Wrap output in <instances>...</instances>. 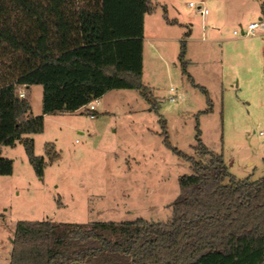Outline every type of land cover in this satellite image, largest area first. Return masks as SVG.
Instances as JSON below:
<instances>
[{
	"label": "rangeland",
	"instance_id": "374dc122",
	"mask_svg": "<svg viewBox=\"0 0 264 264\" xmlns=\"http://www.w3.org/2000/svg\"><path fill=\"white\" fill-rule=\"evenodd\" d=\"M151 1L156 10L145 17L143 82L152 104L139 91L112 90L98 99L94 119L88 106L44 114V87L28 90L31 113L45 125L42 134L28 137L47 166L39 179L21 143L2 148L14 172L0 176V264H10L19 221H170L179 179L192 168L166 145L164 131L173 148L200 160L199 128L236 179L264 177V32L241 36L251 23L264 24V0H240L245 9L227 24L216 22L217 0ZM184 39L186 73L179 60ZM201 88L213 102L211 113H202L208 104ZM47 143L60 155L55 163L45 156Z\"/></svg>",
	"mask_w": 264,
	"mask_h": 264
},
{
	"label": "trees",
	"instance_id": "16d2710c",
	"mask_svg": "<svg viewBox=\"0 0 264 264\" xmlns=\"http://www.w3.org/2000/svg\"><path fill=\"white\" fill-rule=\"evenodd\" d=\"M155 10L151 0H0V176L14 172L2 148L21 143L44 178L47 162L28 137L45 129L44 117L31 113V86L44 87V114L77 111L112 90L139 91L152 104L143 50L145 17ZM186 54L184 39V73ZM201 89L208 104L202 113H211L213 102ZM164 134L192 168L179 179L170 221H19L10 264H264V177L236 179L199 128L200 160L173 148ZM45 156L49 163L60 159L54 143L45 145Z\"/></svg>",
	"mask_w": 264,
	"mask_h": 264
},
{
	"label": "crops",
	"instance_id": "0c3cea01",
	"mask_svg": "<svg viewBox=\"0 0 264 264\" xmlns=\"http://www.w3.org/2000/svg\"><path fill=\"white\" fill-rule=\"evenodd\" d=\"M217 1H218V3H216L218 6L217 12H218V17H220V19L217 18V21L215 20L217 23H224V24L231 23L234 20H237V18L241 16V12H243V9H245L244 3H242L240 0H217ZM212 3L214 4V0L212 1ZM255 10L256 9L254 8V11ZM249 11L250 10H248V12ZM260 19L264 20L262 18ZM206 22L209 23L210 21L206 19ZM262 32H264V30ZM144 41H145V37H144ZM144 52H145V42H144V50H143V68H144V54H145ZM25 88L26 87H23L22 90ZM30 89H33V86H31Z\"/></svg>",
	"mask_w": 264,
	"mask_h": 264
},
{
	"label": "built area",
	"instance_id": "2783aa9c",
	"mask_svg": "<svg viewBox=\"0 0 264 264\" xmlns=\"http://www.w3.org/2000/svg\"><path fill=\"white\" fill-rule=\"evenodd\" d=\"M190 7H195V5L193 3H190ZM198 12L202 17H205V15L207 14L204 6L199 7ZM258 30H264V24L263 23H251L250 25H248V27L246 29H242L241 36H243V37H245V36H256ZM234 34L238 35V32L235 31ZM175 93H176V90L174 88H171L170 89V95H171L170 101L171 102L177 101V97H176ZM20 97L21 98L26 97V91L24 89L20 92ZM96 104H98V100H96V101L92 102L90 105H88L89 111L92 113L90 115L91 119L96 118V115H95V113L97 112Z\"/></svg>",
	"mask_w": 264,
	"mask_h": 264
}]
</instances>
